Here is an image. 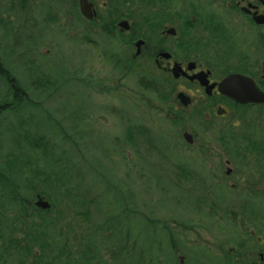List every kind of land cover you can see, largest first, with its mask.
I'll use <instances>...</instances> for the list:
<instances>
[{"label":"rangeland","instance_id":"1","mask_svg":"<svg viewBox=\"0 0 264 264\" xmlns=\"http://www.w3.org/2000/svg\"><path fill=\"white\" fill-rule=\"evenodd\" d=\"M0 6L4 18L10 13L14 25L11 36L0 39L10 68L32 95L40 84L35 80L38 68L54 81L51 93L44 92L36 107L29 106L25 118L51 133L60 132L61 125L67 135L65 143L59 144L55 136L52 141L65 152L69 190L38 186L52 196V200L44 198L54 204L50 217L60 218L56 240L65 257L77 260L88 248L87 257L94 256L92 264H153L151 257L143 261L145 253L161 263L166 258L169 264L247 259L264 264V250L251 247L264 239V219L258 220L264 216V160L246 150L264 149V106L219 109L199 87L172 82L169 75L152 70L146 62H129L131 50L122 46L117 51L99 26L74 17L69 0H0ZM34 44L39 47L34 49ZM130 49L134 51L133 46ZM118 58L126 61V67H117ZM149 81L163 86V95L144 88L143 83ZM5 90L0 83V91ZM182 92L193 99L192 104L181 103L178 95ZM134 126L144 129L148 137L137 131V147L128 140L129 128ZM184 133L193 135V144L186 142ZM243 138L246 149L239 158L234 140ZM8 146L0 130V163ZM176 163L190 167L192 177L176 166L172 169ZM227 188L232 196L221 211L211 208L209 201L208 206L199 205L209 189L215 200V192L220 199L226 198L223 191ZM67 193L89 203L80 208L89 218L77 213ZM22 194L27 195L30 210L37 212L40 208L35 203L42 195L32 190ZM239 196L250 205L262 206L263 213L244 220ZM1 214L12 229L19 227V218L24 221L20 206ZM34 220L38 222V217ZM20 227L25 229L23 224ZM168 231L178 243L176 254ZM128 234L133 241L124 248ZM0 235V264H20L9 243L16 241L23 247V234L3 226ZM240 246L245 248L240 250Z\"/></svg>","mask_w":264,"mask_h":264},{"label":"flooded vegetation","instance_id":"2","mask_svg":"<svg viewBox=\"0 0 264 264\" xmlns=\"http://www.w3.org/2000/svg\"><path fill=\"white\" fill-rule=\"evenodd\" d=\"M69 1L71 12L81 22L112 32L117 51L122 46L131 50L129 62H146L152 70L169 75L172 82L199 87L219 109L264 106L240 104L219 91L226 78L242 76L264 93V0H88L95 13L92 20L82 14L81 0ZM175 68L181 70L178 79ZM210 86L214 87L208 93ZM253 235H248L249 242ZM251 247L264 250V239ZM244 262L261 264L256 259ZM241 263L228 260L226 264Z\"/></svg>","mask_w":264,"mask_h":264},{"label":"trees","instance_id":"3","mask_svg":"<svg viewBox=\"0 0 264 264\" xmlns=\"http://www.w3.org/2000/svg\"><path fill=\"white\" fill-rule=\"evenodd\" d=\"M27 10L28 8L24 9V11ZM4 12V8L0 6V39L2 37H10L11 28L14 26L9 20L10 13H8L7 18H4ZM72 15L78 19L80 18V16L76 13H72ZM18 20H21V18H18ZM23 22L25 23L26 21L23 20ZM103 32L107 33L109 37L112 36V32L106 28L103 29ZM40 40L41 39L39 37L37 41L40 42ZM88 41L89 40H87V42ZM37 44H34V49L39 47ZM1 49H3L2 45H0V83L6 87V90L4 92L0 91V130H2L9 146L7 147L5 155L2 156L0 163V212H6L13 208V206H20V216L23 217L24 221L19 218L17 221L19 227L12 229L11 224L6 225V221L2 218L4 215L1 214L0 234L2 233L3 226H6L11 233L21 232L23 234V247L16 241H11L9 243L11 249L17 252L20 264H24L28 258L31 260V264H50L51 262H55L56 264H92L94 256L88 258L91 254V251L88 248L85 249V252L82 253L80 258L77 260L73 259V261H71L70 258L65 257L63 249L60 248L56 240V237H59L56 231L58 229L57 224L60 218L52 219L50 217L53 211L51 210L52 208L50 210L37 209V212L31 211L29 203L26 202L27 195L22 194V191L24 190H32L36 193V195L41 194L43 197L46 196L49 200H52V196L50 195L49 197L47 191L45 192L38 188L39 185L41 188L48 190H61L64 193L69 190V166L64 162L65 152L61 149L58 143L55 142L54 144L52 136H55L58 140H60L59 144L67 142L68 139L65 129H63L61 125L60 132L51 133L45 129H40V125L37 122L25 118L26 110L29 106H33V108L36 107V105L39 104L38 99L44 95V92L47 94L51 93L49 89L54 87L52 77L38 68L35 72V80H37L40 84L37 86V93L34 92L33 95L30 94L31 89L22 84L15 72L10 68L8 62L4 58V54L1 52ZM118 59L117 67L119 68L120 65L126 67V61L121 58ZM35 84L37 85L36 82ZM143 86L147 90L155 91L161 95H163L162 92L165 90L163 86L158 84L155 85L152 81L143 83ZM177 122L178 125H180L179 120H177ZM137 131H139V134L144 138H148L144 129L139 127H135L134 129L129 128V144L135 147L138 145L137 138L139 135ZM72 138L74 144L79 147V141L74 139V137ZM244 139L245 138L234 140V145H236L235 151L239 158H241L243 154L241 150L246 149L243 145V142H245L243 141ZM246 150L248 152H254L257 156H259L258 159L264 160V149L261 147L252 149L249 147V149ZM161 156L162 159L166 158L164 154ZM174 166H176L177 170L180 169V171L189 174L191 177L194 174V171H191L190 167L187 169L185 164L176 163V165L171 166V168L173 169ZM35 184H37V188ZM220 188L226 187L220 186ZM211 189L202 195L198 203L200 206L205 207L208 206L207 202L209 201L210 205H212L211 208H215L219 212L226 206L225 202L229 200V196H232V191L230 190L229 192L228 188L224 190L223 194L228 196L222 199H220L219 194L215 192L213 195L217 198L213 200L210 197ZM68 194L71 202L76 208L77 213L89 218V213L80 209L81 207H88L89 203L87 204L86 202H83L76 194L67 193V195ZM254 196H256V194ZM244 199L245 197L241 196L237 199L241 201L238 209L240 211V215L243 216V219L245 218L244 220L248 218L253 219L263 213L262 206L257 207L253 203L250 205L246 202V199ZM51 205L54 209V204L51 203ZM132 209L134 210L133 213H135L136 209ZM229 212L230 211H227L226 215H229ZM35 217H38V222H35ZM261 217L263 218H258L259 221L264 219L263 215ZM19 222L24 225V230L20 227L21 224ZM159 229L164 231L165 227L161 225V228L159 227ZM167 233L169 244L171 245L172 251L176 254L179 248L178 243L173 236L174 233L172 231H168ZM0 239L3 240L2 235H0ZM135 239L138 242V240H140V236H137ZM52 241L55 243L54 246H52ZM130 241L133 240L130 234H128L126 242L123 244L124 248H127ZM5 248L7 247L5 246ZM36 249L38 250V255L35 252ZM142 250L143 249L141 247V253L143 252ZM8 251L9 250L6 249L5 253H8ZM150 257L153 264H169L166 258L161 263L157 261L156 256H149L148 253H145L143 261H145V259L147 261ZM241 264L248 263L242 261Z\"/></svg>","mask_w":264,"mask_h":264},{"label":"water","instance_id":"4","mask_svg":"<svg viewBox=\"0 0 264 264\" xmlns=\"http://www.w3.org/2000/svg\"><path fill=\"white\" fill-rule=\"evenodd\" d=\"M81 12L89 20L94 19L95 13L92 11L93 5L88 2V0H81ZM126 23L122 26L125 27ZM181 70L180 68L174 69V77L180 78ZM214 86L207 87V92L213 89ZM219 91L221 94L226 95L240 104H263L264 103V93L261 92L254 83L242 76H231L223 80L219 85ZM179 99L184 106H188L191 102L190 98L184 94H180ZM184 139L188 144H193L194 137L189 133H184ZM231 170H228V174ZM36 206L42 210H50L52 205L44 197L39 196L38 201L35 203Z\"/></svg>","mask_w":264,"mask_h":264}]
</instances>
